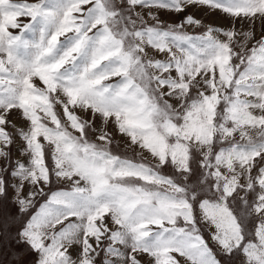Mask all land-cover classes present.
Returning <instances> with one entry per match:
<instances>
[{"label":"snow or ice","instance_id":"snow-or-ice-1","mask_svg":"<svg viewBox=\"0 0 264 264\" xmlns=\"http://www.w3.org/2000/svg\"><path fill=\"white\" fill-rule=\"evenodd\" d=\"M0 264H264V0H0Z\"/></svg>","mask_w":264,"mask_h":264},{"label":"rangeland","instance_id":"rangeland-1","mask_svg":"<svg viewBox=\"0 0 264 264\" xmlns=\"http://www.w3.org/2000/svg\"><path fill=\"white\" fill-rule=\"evenodd\" d=\"M31 1V0H30ZM190 11V10H189ZM191 12H194L195 13V15L199 18V17H201L202 16V13L201 12H199V14L197 15V11L196 10H194V9H192V11ZM165 20H169V19H175V17H172V18H170V17H168V16H164L163 17ZM219 18V17H218ZM220 19H222V18H220ZM220 19H218L217 21L219 22V23H223L222 22V20H220ZM207 22V21H206ZM214 24H216L215 22H213ZM223 24H226L225 22L223 23ZM222 24V25H223ZM195 31H199V30H195ZM247 131L249 132V135H251L253 138H255V133H254V131H252L251 129H247ZM236 140H237V142H244V141H241L240 140V137H239V134H237V136H236ZM204 147L206 148V150H208V151H210L211 150V146L210 145H204ZM111 151L112 152H116V153H118L119 155H121V156H126V157H130V159H135V160H139V157H137L136 155H135V152L134 151H131V150H128V149H126L125 147H124V142L123 141H117V142H114L113 143V145L111 146ZM123 158V157H122ZM197 160H198V158H197V156H193V159H192V161H191V166H192V168H193V170L194 171H196L197 170ZM233 165H235V166H237V165H239V163L237 162V161H233ZM165 170H167V171H169V172H166L167 174H171V172H172V170H169V168L167 169H165ZM164 172V171H163ZM165 173V172H164ZM56 187H65L64 185H54L53 186V190H55V188Z\"/></svg>","mask_w":264,"mask_h":264},{"label":"crops","instance_id":"crops-1","mask_svg":"<svg viewBox=\"0 0 264 264\" xmlns=\"http://www.w3.org/2000/svg\"><path fill=\"white\" fill-rule=\"evenodd\" d=\"M31 2V1H30ZM190 10V12L192 11V9H189ZM202 13V16L201 17H204L205 16V13H203V12H201ZM199 14V12L197 11V15ZM208 19V21H211L212 23L213 22H215L217 25H222L224 22L225 23H227V21H225L224 19H220V17L218 18V17H208L207 18ZM218 19H220V20H222V22L223 23H219L217 20ZM113 154H116V155H119L118 153H116V152H113ZM119 156H121V155H119ZM193 156H197V158H198V155L196 154V153H193ZM121 157H123V158H130V157H126V156H121ZM133 159V158H132ZM135 160V159H134ZM168 169V168H167ZM169 170H172L171 169V167H169ZM234 170H235V172H236V176H240L241 175V169H240V165H237V166H235L234 165ZM163 171L165 172V174H167L166 172H169V171H167V170H165V169H163ZM170 173V172H169ZM202 231H203V229H202ZM204 235H205V237H207V232H204Z\"/></svg>","mask_w":264,"mask_h":264},{"label":"bare ground","instance_id":"bare-ground-1","mask_svg":"<svg viewBox=\"0 0 264 264\" xmlns=\"http://www.w3.org/2000/svg\"><path fill=\"white\" fill-rule=\"evenodd\" d=\"M170 18H172V17H170Z\"/></svg>","mask_w":264,"mask_h":264}]
</instances>
